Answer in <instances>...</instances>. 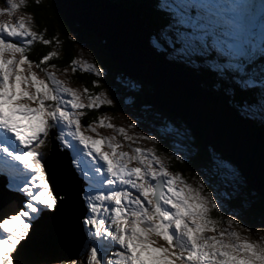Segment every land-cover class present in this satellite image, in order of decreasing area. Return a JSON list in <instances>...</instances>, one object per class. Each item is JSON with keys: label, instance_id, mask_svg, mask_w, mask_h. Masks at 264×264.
<instances>
[{"label": "snow or ice", "instance_id": "6c2138e0", "mask_svg": "<svg viewBox=\"0 0 264 264\" xmlns=\"http://www.w3.org/2000/svg\"><path fill=\"white\" fill-rule=\"evenodd\" d=\"M23 3L6 0L8 7L0 10V15L7 12L11 16ZM261 5L264 7V0ZM160 7L174 12L173 23L162 34L164 43L153 38V47L164 51L167 45L173 49L174 59L215 49L229 58L223 67L237 73L233 79L241 92L259 86L264 112V42L260 45L262 62L256 65L255 23L247 0H174L171 4L161 0ZM260 19L264 36V14ZM31 28L29 16L15 23L0 22V174L6 176L8 188L23 193L27 200L15 214L0 219V264H18V246L28 237L31 221L44 210L56 209L62 200L54 194L39 151L50 130L57 131L56 139L74 154L75 170L87 182L83 195L88 215L83 223L89 226L90 247L84 264H264V242L242 238L233 230V225H241L232 216L226 221L228 227H220L223 221L212 217L211 213H219L221 208L212 193H204L203 183L193 187L179 172H169L153 149L136 147L129 155L118 151L123 145L115 142V136L84 134L95 131L91 123L81 131L84 109L111 106L113 101L104 93L92 95L84 88L83 96L89 102L82 103L79 90L67 87L55 72L41 67L58 56L56 51L34 65L27 55L30 47L35 41L44 45L52 41ZM170 31H174V38ZM80 63L84 71L102 75L99 67ZM77 64V60L71 61L73 73ZM33 67L44 72L46 79L38 78ZM93 86L98 84L94 81ZM228 92L235 96V89ZM234 103L242 115L252 118L247 101ZM261 119L264 122V117ZM106 120L93 123L113 128L134 142L126 129ZM101 146L110 151H102ZM132 162L138 166L131 167ZM219 165L235 171L228 162L220 161ZM157 237L166 246H158Z\"/></svg>", "mask_w": 264, "mask_h": 264}, {"label": "water", "instance_id": "95a60500", "mask_svg": "<svg viewBox=\"0 0 264 264\" xmlns=\"http://www.w3.org/2000/svg\"><path fill=\"white\" fill-rule=\"evenodd\" d=\"M52 2L58 14L93 35L110 66L121 72L120 78L150 86L151 91L141 96L143 105L185 123L194 144L188 143L190 153L185 160H179L186 161L192 154L202 155L203 164L196 172L212 171V155L233 165L237 186L232 189L234 194L226 197V206L237 198L245 210L253 209L251 220L264 219V135L235 110L234 102L212 90L198 73H188L182 65L166 62L152 48L145 22L133 11L111 0ZM120 78L118 82L122 83ZM112 93L114 98L121 97ZM44 161L54 194L62 200L56 209L45 210L33 221L28 237L18 247L36 256H56L48 262H67L76 256L83 237V185L77 181L68 156L59 152L53 142ZM14 199L0 182V219L19 210V201ZM19 255L18 252L16 260Z\"/></svg>", "mask_w": 264, "mask_h": 264}, {"label": "rangeland", "instance_id": "374dc122", "mask_svg": "<svg viewBox=\"0 0 264 264\" xmlns=\"http://www.w3.org/2000/svg\"><path fill=\"white\" fill-rule=\"evenodd\" d=\"M251 0H247V2L250 4ZM256 2H260L261 0H255ZM174 2V0H173ZM17 3L19 4V0H17ZM26 2L24 0L23 4H20L19 8L15 11H13L12 15L9 16L7 12H5L4 15H0V22H9V23H15L18 19L23 18L25 16L31 17V15L25 11ZM8 6L6 4V0H0V10L6 9ZM249 12L251 10L249 9ZM255 23V49L256 51H260V41H261V15H252ZM32 18V17H31ZM33 31V19H32V28ZM171 35L174 37V33H171ZM160 40L162 44L164 43L162 37H160ZM166 50L171 53V55H174V51L171 48H168L167 45ZM75 51L76 60L78 61L77 67L82 69V65L80 62H87L90 64L95 65L94 60L91 58L88 49H85L83 46H77ZM212 51V49H210ZM259 59V57L256 58V61ZM35 65V63H33ZM96 66V65H95ZM25 69L27 68V65L23 66ZM42 67V66H41ZM44 68H47L48 71L55 72V76L58 80L64 81L67 87H71L74 89L79 90L82 93L81 102L84 104H87L89 101L87 97L83 96V87L75 81L73 78V73L70 69H67V72H65L64 68H50L48 66H43ZM97 67V66H96ZM83 70V69H82ZM33 71L37 73L38 78L40 79H46L45 73L41 72L39 69L33 67ZM26 74V73H25ZM127 85V83H126ZM128 86V85H127ZM130 92V91H129ZM100 93H104L108 99H111L113 101V104L115 102L113 98V93L110 90H101ZM99 93V94H100ZM131 93V92H130ZM93 95V93H90ZM116 96H123L120 97V110H117L116 113H113L111 110L107 108L108 105H101L102 108H99V112L97 114V118L94 121H99L100 119L107 118L106 122L113 124L116 128H124L127 131V135L132 136L134 138L133 141L125 140L122 135H120L118 132H116L113 128H107V127H100L98 123H93L92 121V127L95 128V131H87L84 132L85 129V123L87 122V112L88 109H84L83 111L85 114L81 117V131L84 132L86 135H90L93 138H99V137H116L115 142H119L123 147L118 149V151H124L129 153V155L133 154V148L139 147L141 149H153L154 153L160 157L162 162L167 166V169L171 173H177L178 171H173L171 167H169L170 161V154L165 153L160 149V142L166 141L168 142V147L170 148L171 154L179 158L181 160H185L187 158L188 153H190V147H187L190 142L191 145L194 144L193 140L191 139V135H189V129L186 127L185 123H183L180 119L171 117L163 112H158V110L155 109H148L147 106L141 105L140 107L136 105L137 99L135 98V95L126 94L122 95L120 93H117ZM112 104V105H113ZM32 107H36L35 104L31 105ZM110 107V106H108ZM251 110H254L253 107H251ZM93 110V109H92ZM235 110H238L239 113L241 111L236 108ZM90 124V123H89ZM131 125H135V127H130ZM59 133L54 130H50V133L47 137L44 138V143L42 147L39 149V151L44 155L47 150V144L49 143V139H52L56 143V147L59 151L62 153H66L71 161V167L73 168L74 173L76 174V179L79 183H82L83 185V192L87 188V182L80 178L78 172L75 170V165H73V153L71 150L66 149L62 146V144L56 139V136ZM99 134V135H97ZM137 137H152L153 139H137ZM101 150L108 152L110 149H108L106 146H101ZM213 163H212V171H201L196 172L194 174H181V176L185 179V181L188 184H191L193 187H197L199 183H203L204 185V193H212V199L216 200L218 202V205L221 208L220 213L223 214L220 218L223 223L220 225V227H228L226 221L230 216H232L235 220L239 221V224L241 227H237L236 225H233V230L240 233L241 237H247L251 241H260L264 242L262 238H264V219L260 218L257 220H251L247 218L245 215L235 210H231L226 206V197L229 195H233V187L237 186V176L235 171L231 172L227 169L221 167L219 165L220 161H223L219 158V156H213ZM102 163V162H101ZM131 167L138 166L135 162H132L130 165ZM233 166V165H232ZM6 177V176H5ZM4 176L0 175V181H5L6 178ZM6 184V183H5ZM23 185H21L22 187ZM8 192H10L15 199H17L19 202V206H21L23 203H26V196L21 193L14 190V188H7ZM82 192V209L84 210L83 217L80 219V231L83 234V237H81V247L77 250L76 256H74L69 261H63V262H48L49 259H52V256L54 255H42L39 254L38 256L33 255L29 252H26L25 249H20L19 253L20 255L17 259L18 264H84V261L86 259V253L88 251V248L90 247V234H89V226H86L83 221L85 217L88 215L87 210V204L84 200V195ZM135 195V193H134ZM44 211H42L39 215H37L32 221L37 220L41 214ZM224 213H228L227 216H225ZM14 214V213H13ZM11 214V215H13ZM235 214V215H234ZM10 215V216H11ZM31 221V222H32ZM247 229V230H246ZM213 233H208V235H212ZM27 238V237H26ZM157 240V245H164L166 246V242L163 241L162 238H154ZM116 249L114 248L113 251ZM24 252V253H23ZM23 253V254H22ZM56 258V256H54ZM53 257V258H54ZM54 258V259H55ZM110 258L106 257V259Z\"/></svg>", "mask_w": 264, "mask_h": 264}, {"label": "trees", "instance_id": "16d2710c", "mask_svg": "<svg viewBox=\"0 0 264 264\" xmlns=\"http://www.w3.org/2000/svg\"><path fill=\"white\" fill-rule=\"evenodd\" d=\"M115 3L122 5L123 7L134 12L135 15L141 18L142 21L146 24V30L150 33L152 38L160 39L162 34L168 29L170 23H173L174 12L160 7L161 0H111ZM26 6L25 11L28 12L33 19V31L37 34L43 33L44 39H49L52 41L49 45H44L40 41H35L30 47L27 55L28 58L33 61V63L38 64L40 59L51 51H56L58 53L57 57H53L51 60L46 62V64L41 65L49 66L55 65V68H64L70 69L71 61L76 60V47L85 46L84 48L88 49V52L91 58L94 60L95 65L99 67L102 71L100 77L95 76L94 73L84 71L81 68L77 67V71L73 73V78L77 83H79L83 88H87L89 93L93 95H98L101 90H110L114 92V95L120 93L122 95L131 94L135 95L137 99L136 105L140 106L142 104V94L150 92L151 88L149 85L142 83L141 81L133 84L132 82H126L124 78H120L119 74L121 72L117 70L115 66H110V62H107L103 48L96 44L94 37L91 33H88L83 27L77 24L70 23L62 15L58 14L53 7L52 0H40V3L37 4L36 0H25ZM174 31L168 32L170 33ZM55 37L56 39H53ZM174 38V37H173ZM59 41L57 45L56 41ZM162 43V42H161ZM179 47V45H177ZM166 50V46H165ZM172 58L170 52L166 51ZM175 55V53H174ZM260 55V54H259ZM174 59V58H173ZM177 62L184 63L187 68L192 69L200 73L203 81L207 84H210L215 92L223 94L228 99H234L235 101H247V104L254 108L251 110L252 118H249L262 132L264 135V122H262V117H264V112L261 111L260 107V89L257 85L253 89L241 92L237 85L234 82V77L237 76V73L232 70L223 67L229 63V58L221 56L217 51H207V52H193L184 56L183 58L174 59ZM255 64L259 65L261 63L260 59L256 61L254 58ZM233 62V61H232ZM122 83L118 82V79ZM98 84V87L93 86V82ZM127 83V85H126ZM235 89V96L229 95L228 90ZM131 93H130V92ZM123 97V96H121ZM114 98V97H113ZM120 97L114 98L115 102L110 107L107 106L109 110L113 113H116L117 110H120ZM232 101V100H231ZM233 102V101H232ZM100 106L99 108H102ZM99 108L93 110H88L87 112V122L85 126L92 123L96 120ZM103 109V108H102ZM51 144H47L46 153L43 156V159L47 157L50 153ZM160 149L167 154H170L169 167L173 171H178L181 174H194L198 166L203 164L202 155L192 154L188 160L181 161L179 159H174L168 147V142L161 141ZM239 199H232L228 207L232 210L239 211L247 218L252 217L253 209H244L239 203ZM260 205V204H259ZM264 205V204H262ZM227 216V213H224ZM257 214V213H255ZM212 217L215 219H220L223 214L220 212L217 213L213 211L211 213Z\"/></svg>", "mask_w": 264, "mask_h": 264}]
</instances>
